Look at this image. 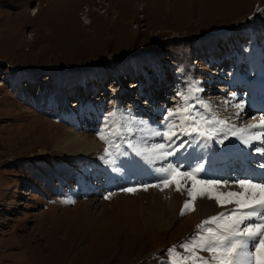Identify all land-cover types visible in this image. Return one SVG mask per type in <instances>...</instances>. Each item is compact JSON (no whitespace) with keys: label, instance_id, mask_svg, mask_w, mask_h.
<instances>
[{"label":"rangeland","instance_id":"obj_1","mask_svg":"<svg viewBox=\"0 0 264 264\" xmlns=\"http://www.w3.org/2000/svg\"><path fill=\"white\" fill-rule=\"evenodd\" d=\"M215 61L225 69L211 68ZM262 66L264 0H0V264L231 259L224 251L231 237L220 227L227 217L209 222L220 212L190 226L188 213L164 229L148 221L156 180L126 163L121 124L132 112L147 121L151 108L163 130L166 109H188L197 132L220 147L228 134L206 104L232 90L243 101L241 120H255L251 110L264 105ZM251 80L259 95L249 96ZM71 128L100 149L84 156L55 148ZM256 149L233 155L239 165L225 162L229 180L249 167L264 177ZM112 164L118 171H106ZM249 261L238 264L255 257Z\"/></svg>","mask_w":264,"mask_h":264},{"label":"bare ground","instance_id":"obj_2","mask_svg":"<svg viewBox=\"0 0 264 264\" xmlns=\"http://www.w3.org/2000/svg\"><path fill=\"white\" fill-rule=\"evenodd\" d=\"M35 13L36 11L33 9L30 14ZM224 87H222L223 92L227 91V88ZM231 92H233V94L228 95L230 97L227 99L218 98V96H216L220 103H216L217 101L215 102L214 99L206 104L209 108V113H211L216 120L224 121V123H219L222 127L223 134H228V138L220 147H217L215 140L211 141L197 131H194L189 120L185 119L186 113H184V111H181L178 116H172L170 119H167L168 123H166L167 125L164 123L163 130H159V122L155 120L157 114V110L155 109L149 108L147 121L145 113H143V115L138 113L135 115L132 112L131 117L127 118L126 122H122L126 114L119 111L118 117L121 119V125L123 127V158L125 157L126 163L131 167L134 166L132 167L133 171L138 177L147 176L143 178V180H156L154 185L150 187L152 190L148 188L150 190L147 191L150 203V206L147 208L149 214L148 221H150L154 227L164 229L170 225L169 223L172 224L173 220L180 218L185 200L189 199L185 193V189L190 188L193 183L187 175H178L176 179L183 185L179 191L177 190L175 181L170 183L168 187H165L161 177H166L167 174L163 172L162 169L168 168L171 170L175 166H179V171L181 173L188 172L192 175H195L196 169H201L199 176L197 177L195 175L197 180H220L222 183L217 186L216 191L228 192L243 191L244 189H242L238 183H235L240 179L236 181L229 180L227 178L228 175L223 173L225 170H228L225 162H229V168L234 165H239L236 164L238 163V159L234 158V156L241 157L242 154L247 152L248 148L257 146L255 151V158L257 160L255 162L260 165L264 164V146H262L264 145V126L252 127L253 125H260L261 121H264V119L243 122L241 117L246 114L242 106L243 101L239 98L237 99V96L240 97L238 93L232 90L230 93ZM235 97L237 102L234 100ZM237 105L240 107H237ZM92 110L94 111L93 108ZM70 119L74 120L75 123L78 122L73 114L70 115ZM182 120L184 121L183 124L180 123ZM161 132H167L168 135H172V133L175 132V136H173L172 141H166L158 135V133ZM257 134H259V136ZM89 136L82 135L74 128H71L70 131L56 138L54 147H59L60 150H64L68 152V154L70 153V155L73 153L84 156L89 155L100 149L99 142L95 138L92 139ZM160 144H165V149H160ZM163 151H175L176 155L168 156L165 160L162 158ZM252 152H254V150L251 151V153ZM234 161L235 164L233 165ZM147 166L150 169H148ZM127 167L128 166L125 168V174L131 175V171ZM115 168L117 167L112 164L106 168V171L114 170ZM115 170L118 171L117 169ZM246 170V173L245 170L240 172L241 179H250L253 183L264 181V177L257 176L251 167ZM117 173L121 174L120 172ZM251 176H255V178ZM224 181L231 183L224 184ZM197 187H199V185ZM249 195H251V193H249ZM256 195L257 198H259V192H257ZM145 207L146 206H141V209ZM236 207L235 203L219 205L215 200L207 198L201 199L198 197L196 201L193 202L191 208L184 211V214L188 213L187 220L190 226L192 224L195 225L201 218L209 214L221 213V211L224 212V210L229 211ZM242 211H247V209ZM185 221L183 223H186ZM230 237L234 239L232 236ZM235 239L240 238L235 237ZM249 246L247 248L239 247L236 253L231 256V260L234 264L249 259L245 255L246 252H249ZM251 259H253V257ZM250 262L251 260L249 263Z\"/></svg>","mask_w":264,"mask_h":264},{"label":"snow or ice","instance_id":"obj_3","mask_svg":"<svg viewBox=\"0 0 264 264\" xmlns=\"http://www.w3.org/2000/svg\"><path fill=\"white\" fill-rule=\"evenodd\" d=\"M237 107H240L237 105ZM181 111L187 112L188 109L177 110L173 112L170 109H166V118L170 119L172 116H178ZM238 115V113H237ZM186 120L192 122L193 130L197 131L198 129L195 127L196 118L193 116H186ZM220 123H224V121H219ZM181 124L184 123L182 120ZM264 126V121H261L260 125H253L252 127H261ZM162 138L166 141H172L173 136H175V132L172 135H168L167 132L158 133ZM259 136V134H257ZM101 139H106L103 135H101ZM247 143V141H246ZM264 146V145H262ZM165 144H160V149H165ZM170 147V145H169ZM107 152V149H106ZM176 155L175 151H163L162 158L167 159L168 156ZM259 167L264 170V164L259 165ZM163 172L167 174L166 177H161L162 182L165 187H168L170 183H176L177 190L179 191L183 185L179 182L176 177L187 175L189 179L193 181L190 188L185 189V193L189 199L185 200L184 208L181 211V215L184 214L185 210H189L193 205V202L199 197L201 199L207 198L211 200H215V202L219 205H226L235 203L236 208L232 209L230 214L228 213H220L219 216H213L210 218L209 222H216L219 217H227L228 223L222 224V227L226 232L230 234L234 239L229 240L227 237L225 240L224 251L227 253L229 257H231L234 253H236L239 247L247 248L249 245L255 249V252H246L245 255L251 260V258L255 257V264H264V181L260 183H253L250 179H240L235 183H238L243 191H228V192H217L216 188L218 185L222 183L220 180H197L195 175L191 173L185 172L181 173L179 171V166H175L171 170L168 168L162 169ZM197 173L201 171V169H196ZM224 184H228L231 182L224 181ZM199 185V187H197ZM146 188L147 185H144ZM125 191H133L134 188L124 189ZM257 192H259V198H257ZM251 193V195H249ZM247 209V211H242ZM241 225L243 227L241 228ZM213 231L212 228H208V232L211 233ZM235 237H239L240 239H235ZM203 246V245H202ZM209 252H216L217 249L215 247L209 246L207 248ZM216 257H213L215 259ZM220 264H233L231 259L221 260Z\"/></svg>","mask_w":264,"mask_h":264}]
</instances>
